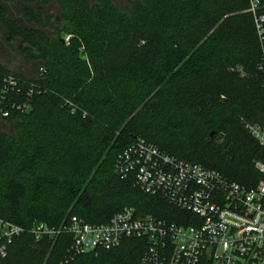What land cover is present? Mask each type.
Wrapping results in <instances>:
<instances>
[{
	"label": "trees",
	"instance_id": "obj_1",
	"mask_svg": "<svg viewBox=\"0 0 264 264\" xmlns=\"http://www.w3.org/2000/svg\"><path fill=\"white\" fill-rule=\"evenodd\" d=\"M28 1L36 27L1 14L38 69L13 71L20 101L33 90L31 108L0 114V217L27 229L0 264H142L150 244L135 236L75 254L70 234L35 242L36 222L104 223L127 207L196 220L115 172L138 137L249 187L264 178L255 167L264 146L246 128L264 117L263 46L249 0ZM51 4L59 13L49 21ZM10 71L0 64V75Z\"/></svg>",
	"mask_w": 264,
	"mask_h": 264
},
{
	"label": "built area",
	"instance_id": "obj_2",
	"mask_svg": "<svg viewBox=\"0 0 264 264\" xmlns=\"http://www.w3.org/2000/svg\"><path fill=\"white\" fill-rule=\"evenodd\" d=\"M249 2L263 46L264 73V12L260 0ZM0 78V114L8 117L12 110L28 111L33 90L20 101L23 87L13 70ZM246 128L264 146V117ZM255 167L264 176V162L256 160ZM115 172L122 178L134 175L144 192L160 194L198 218L191 224L170 223L127 207L104 223L77 216L57 227L36 222L30 228L35 242L70 234L71 251L78 254L116 248L125 238L136 236L150 242L142 264H264V178L249 187L139 137L119 154ZM26 231L0 217V259L8 256L13 242Z\"/></svg>",
	"mask_w": 264,
	"mask_h": 264
},
{
	"label": "rangeland",
	"instance_id": "obj_3",
	"mask_svg": "<svg viewBox=\"0 0 264 264\" xmlns=\"http://www.w3.org/2000/svg\"><path fill=\"white\" fill-rule=\"evenodd\" d=\"M8 1L11 2L13 11L16 13L15 17L23 27H36V25L31 20H29L25 15L24 9L25 8L35 9L37 7V4H33L28 0H8ZM114 1L115 4L119 7H126L130 2V0H114ZM58 13L59 11L57 6L51 4L48 6L46 16L48 17V20L51 21L58 17ZM23 44L24 42L21 41L20 46H22ZM0 64L10 70L23 73L25 75L36 74L38 69V64L28 60L22 54L20 49L17 48L16 40H10V38L8 37V32L5 29V27H0ZM196 164L202 165V163H198V162H196Z\"/></svg>",
	"mask_w": 264,
	"mask_h": 264
},
{
	"label": "flooded vegetation",
	"instance_id": "obj_4",
	"mask_svg": "<svg viewBox=\"0 0 264 264\" xmlns=\"http://www.w3.org/2000/svg\"><path fill=\"white\" fill-rule=\"evenodd\" d=\"M0 2H2V0H0ZM2 12H6L7 17L12 18L18 22L17 18L15 17L16 13L13 11V8L11 6V2L8 0H3V2L0 3V27H4L3 17L1 15ZM11 16H13V17H11ZM16 42H17V48L20 49V47H21L20 46V42H21L20 39H17Z\"/></svg>",
	"mask_w": 264,
	"mask_h": 264
},
{
	"label": "water",
	"instance_id": "obj_5",
	"mask_svg": "<svg viewBox=\"0 0 264 264\" xmlns=\"http://www.w3.org/2000/svg\"><path fill=\"white\" fill-rule=\"evenodd\" d=\"M20 41L22 40L20 39ZM214 134H215V131H212L210 136L213 137Z\"/></svg>",
	"mask_w": 264,
	"mask_h": 264
}]
</instances>
